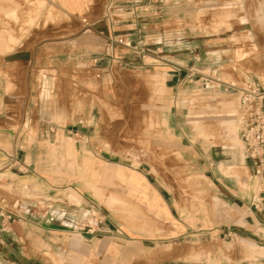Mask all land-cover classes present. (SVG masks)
<instances>
[{
    "label": "crops",
    "instance_id": "obj_1",
    "mask_svg": "<svg viewBox=\"0 0 264 264\" xmlns=\"http://www.w3.org/2000/svg\"><path fill=\"white\" fill-rule=\"evenodd\" d=\"M29 1L44 6L38 24L18 46L0 41L10 49L0 55V264H264V174H254L241 142L190 122L197 117L180 106L181 73L151 50L164 41L175 47V33L157 22L172 19L161 8L176 0ZM113 38L132 48L104 54ZM131 69L152 71L159 86L164 77L153 132L167 135L162 148L199 189L183 194L168 179L155 162L159 141L152 160L143 154L122 164L98 140L100 118L112 108V73ZM260 72L234 76L264 82ZM221 113L234 118L239 139L238 111ZM106 167L119 169L126 189L117 192L144 221L134 211L119 220L98 206L96 180Z\"/></svg>",
    "mask_w": 264,
    "mask_h": 264
},
{
    "label": "rangeland",
    "instance_id": "obj_2",
    "mask_svg": "<svg viewBox=\"0 0 264 264\" xmlns=\"http://www.w3.org/2000/svg\"><path fill=\"white\" fill-rule=\"evenodd\" d=\"M175 2L169 10L161 6L163 13L171 12L169 16L172 19L157 22L166 32L170 30L175 33V47L163 48L162 44H167L165 41L158 47H151L155 52L154 57L162 65H169L173 72L181 73L180 106H187L189 112H194V117H197L190 122L194 126H218L221 140L241 146L234 118L220 117L221 112L236 115L238 97L226 93L215 80L241 87L243 84L234 76V72L244 75L253 71L259 74L264 68V0ZM31 3L29 0H0V41L5 46H18L27 30L38 24L44 6L42 8ZM45 11L48 14L46 21L52 22L57 13L51 7ZM85 49L81 52L82 60L89 59L86 58L90 52L87 50L92 48L88 46ZM9 51V48L2 47L0 55L4 56ZM103 53L110 54V51L106 52V44ZM170 53L172 56L168 57ZM152 74V71L146 73L133 69L121 71L117 75L112 73V108L108 110L107 117L100 118L102 127L97 135L98 140L105 142V148L115 153L113 160L122 164H129V158L138 162L143 154L152 160L154 141H159L161 149L158 150L161 155L155 162L161 164L168 179L186 194L187 191L199 189V184L196 178L184 173L177 155L162 148L170 141L167 135L153 132L159 125L160 113L157 108L158 100L163 95L161 88L164 86V77L160 78L159 86L154 82ZM200 112H207L205 119H201ZM196 135L201 137L200 133ZM118 171L114 167L102 168L96 180L95 197L98 206L104 212L110 210L119 220L132 211L136 218V208L127 206L125 198L117 192L126 189L125 184L115 176ZM129 188L132 189L131 186ZM109 198L112 201L107 203ZM138 215L142 221L145 220L140 212Z\"/></svg>",
    "mask_w": 264,
    "mask_h": 264
},
{
    "label": "built area",
    "instance_id": "obj_3",
    "mask_svg": "<svg viewBox=\"0 0 264 264\" xmlns=\"http://www.w3.org/2000/svg\"><path fill=\"white\" fill-rule=\"evenodd\" d=\"M114 46L132 48L124 39L113 38L106 43V52L111 51ZM204 81L208 82L206 79ZM215 81L218 86L224 88L225 92L237 93L240 118L239 140L245 156L252 163L254 174L261 176L264 174V82L255 81L239 87L223 83L218 79ZM11 219L10 215L6 216V220Z\"/></svg>",
    "mask_w": 264,
    "mask_h": 264
},
{
    "label": "bare ground",
    "instance_id": "obj_4",
    "mask_svg": "<svg viewBox=\"0 0 264 264\" xmlns=\"http://www.w3.org/2000/svg\"><path fill=\"white\" fill-rule=\"evenodd\" d=\"M234 133V132H233Z\"/></svg>",
    "mask_w": 264,
    "mask_h": 264
}]
</instances>
